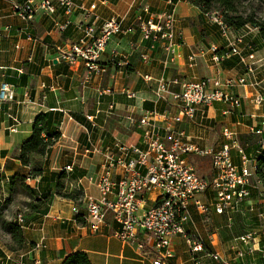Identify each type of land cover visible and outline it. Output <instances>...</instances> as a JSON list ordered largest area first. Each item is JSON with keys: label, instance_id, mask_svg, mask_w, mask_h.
Masks as SVG:
<instances>
[{"label": "crops", "instance_id": "1", "mask_svg": "<svg viewBox=\"0 0 264 264\" xmlns=\"http://www.w3.org/2000/svg\"><path fill=\"white\" fill-rule=\"evenodd\" d=\"M77 1L86 7L94 5L92 13L97 23L104 18L120 16L124 27L134 23L141 5H149L154 12L169 6L168 0ZM174 1L177 32L183 42L177 48L178 56L173 62L167 61L160 49H148L138 30H134L111 36L101 55L106 72L86 79L83 62L70 63L65 57L70 45L78 39L76 27L85 22L79 9L68 14L60 8L52 14L37 11L27 21L13 10V3L17 0H0V83L12 84L14 89L12 100L0 101V150L5 151L0 155V206L10 198L5 204L6 217L10 219L15 211H22L26 220L21 228L23 244L20 249L11 251L5 244L0 245L1 264H16L18 261L21 264H61L62 253L76 251L88 254L91 264H153L157 257L154 251L142 253L113 235L117 224L111 217L97 232L89 228L84 218L87 197L98 194L89 179L99 173L104 151L109 149L116 153V143L139 144V132L130 119L140 117L146 110L162 111L170 105L163 101L154 102V81L146 82L143 75L166 80L206 76L223 80L244 76L246 84L230 89L242 100L241 114L223 115V104L215 103L205 109L206 119L200 120L198 116L193 122L185 119L177 124V128L184 131L190 142L217 148L223 142L222 127L227 126L237 136L247 139L242 145L248 153L257 148V136L250 133V127L257 124L264 113V107L254 103L257 94L264 95V40L257 32L256 48L245 40L241 43L243 55L253 53L251 60L255 63L251 73L236 56L214 64L209 53H205L198 55L193 66H189L187 56L191 51L207 49L211 44L223 47L221 35L216 25L205 21L198 7L187 0ZM65 21L68 26L62 29L60 25ZM114 51L120 56L112 57ZM144 54L148 55L147 59L143 58ZM122 88L133 90L136 98L125 97ZM170 110L174 111L173 107ZM39 113L47 114L50 126L58 128L60 136L44 155H33L28 165H22L16 156V148L30 137L33 120ZM9 114L18 119L15 131L9 129L14 123ZM233 153L234 161H237L236 153ZM193 157L200 158V161L208 159L207 174L198 172ZM188 159L199 174L206 178L212 176L208 157L189 154ZM68 165L71 169L64 170ZM36 167L41 169V176L31 177L25 183L32 191L39 188L48 193L49 200L45 205L29 209L25 206L30 200L27 191L19 188L10 191L6 182L15 174L26 176ZM60 172L66 175L61 179L62 190L75 194L76 199L56 194L54 182ZM212 196L209 190L198 195L203 202H209ZM44 206L46 211L42 212ZM232 213L240 214L235 225L241 224L246 231L244 234L251 233L250 238H239L244 235L242 233L223 241L219 230L224 223L223 216L212 209L202 214L190 205L189 218L183 225L185 234L171 237L169 249L172 256L164 258V262L193 264L194 257H198L202 264H216L210 253L217 251L231 264H262L260 248L264 246V216L259 218L258 214L264 213V199L252 194L249 201H242ZM230 214L225 213L227 221H230ZM210 235L215 236L212 245ZM190 236L204 242L201 251H190L187 242ZM37 243L42 246L35 247ZM237 252L242 255L239 257Z\"/></svg>", "mask_w": 264, "mask_h": 264}, {"label": "built area", "instance_id": "2", "mask_svg": "<svg viewBox=\"0 0 264 264\" xmlns=\"http://www.w3.org/2000/svg\"><path fill=\"white\" fill-rule=\"evenodd\" d=\"M168 4V8L155 12L147 4L141 5L134 23L126 27L120 16L104 18L97 23L92 13L94 5L86 7L77 0H23L14 2L13 10L22 19L29 21L37 11L52 14L60 8L68 14L73 9H79L85 22L76 27L78 39L70 45L65 57L70 63L81 60L87 71L85 78L91 79L107 70L101 64V55L111 36L134 30H138L148 49H160L167 61L173 62L183 39L177 32L175 1L168 0ZM202 15L207 23L216 25L225 44L223 47L211 44L207 49L191 51L187 56L188 65L193 66L196 57L205 53H209L214 64L236 56L247 72L251 73L255 63L251 60L253 53H241V37L230 35L231 30L219 12L209 11ZM66 26L68 21L60 25L62 29ZM118 56L120 54L117 52L112 53V57ZM147 56L144 54L143 58L147 59ZM143 80L154 81V102L163 101L170 105L162 111L155 108L146 110L140 117L130 119V123L139 132V144L116 143V153L109 149L104 151L99 173L89 179L98 194L87 197L84 218L89 228L97 232L111 217L117 224L113 232L115 237L133 245L142 253L154 251L157 257L153 259V264H167L163 259L172 256L170 239L185 234L183 225L189 218L190 205H194L202 214L210 209L218 214H230L237 211L242 201H249L252 194L258 199H264V185L255 175V157L259 149L264 148V113L260 121L250 127V133L257 136L258 146L253 152L248 153L237 133L227 126L222 127L223 142L219 147H203L190 142L184 131L177 128V124L185 119L193 122L197 116L200 120L206 119L205 109L215 103L223 104V115L241 114L242 100L230 89L246 84V78L227 77L221 80L217 76H206L166 80L164 77L152 79L148 74L143 75ZM121 93L127 98H136V93L128 88H122ZM13 97L12 84L1 82L0 101H9ZM254 103L264 107V95L257 94ZM8 117L14 122L9 129L15 131L18 119L10 114ZM87 118L91 119V116ZM233 152L236 153L237 161H234ZM189 154L209 158L212 170L210 178L197 172L188 159ZM70 169L71 165L64 167L66 171ZM27 180L30 178L27 177ZM208 190L213 196L209 202H203L198 195ZM262 216L264 213L258 214L259 218ZM10 219L24 226L22 211H15ZM250 237L251 233H247L239 238ZM214 241L215 236L210 235L209 243L212 245ZM187 242L192 253L204 247L200 238L190 236ZM41 246V243L35 244L37 248ZM260 254L264 260V246H261ZM210 255L216 264H231L217 251ZM237 255L240 257L242 252H237ZM194 258L193 264H202L200 258ZM16 264L21 263L18 261Z\"/></svg>", "mask_w": 264, "mask_h": 264}, {"label": "trees", "instance_id": "3", "mask_svg": "<svg viewBox=\"0 0 264 264\" xmlns=\"http://www.w3.org/2000/svg\"><path fill=\"white\" fill-rule=\"evenodd\" d=\"M23 0H17V2H21ZM190 4L199 8L200 13L203 14L209 11H217L221 14L222 20L228 26L234 29H240L248 23H252V26L258 28L259 37L264 40V22L257 23L253 21V17H242V16H228L227 13H221L219 10L215 8L224 7L227 11L235 10L233 5V0H187ZM252 52V51H250ZM46 113H39L33 120L31 135L24 142L20 143L16 148V156L19 160H21V164L28 165L30 162V157L33 155H44L49 147L58 139L60 136V132L58 128H53L50 126V122L47 118ZM243 138V137H242ZM5 151L0 150V155H4ZM256 166H255V175L260 180L261 184L264 185V148H260L259 152L255 157ZM35 176H41V169L39 167L34 168L30 171L26 176L15 174L11 178H8L6 184H9L10 191L13 189L19 188L21 190L27 191L30 195V200L25 204L26 208L34 209L42 204H46L49 200V194L45 191H42L38 188L37 191L31 190V188L26 185V178H31ZM64 172H60L57 174V179L54 182V188L56 190V194L76 199V195L68 192H64L62 190L63 184L61 179L66 178ZM0 175V182H1ZM10 181V182H9ZM1 187V183H0ZM13 188V189H12ZM10 201V198L6 199V201L0 206V230L9 236L8 241L5 243V247L11 251L18 250L22 247L23 244V236H22V226L16 222H13L11 219H8L5 215V204ZM42 212L46 211V206L41 209ZM224 223L222 225L220 236L221 239L228 240L233 236L244 234L246 231L244 230L241 224L235 225V222L238 220L240 214L232 213L230 214V221H227V216L225 213H222ZM26 220L24 219V224ZM62 253V252H61ZM63 256L61 264H91L88 254L84 251H76L72 253H68Z\"/></svg>", "mask_w": 264, "mask_h": 264}, {"label": "rangeland", "instance_id": "4", "mask_svg": "<svg viewBox=\"0 0 264 264\" xmlns=\"http://www.w3.org/2000/svg\"><path fill=\"white\" fill-rule=\"evenodd\" d=\"M233 1H234L233 5H234L235 10L227 11L226 8L224 7L215 8V9L219 10L222 14L224 12L227 13L228 16L237 15V16H242L243 18L251 16L253 17L252 18L253 21H256L257 23L264 22V0H233ZM229 28L231 30L230 35L234 37H241V42L239 44V47L240 46L243 47L242 46L243 44L241 45V43H244L246 41L247 44L251 45V47L256 48L257 41L255 39L257 38L256 35H258L256 34L258 32V28L255 26H252V23H248L240 29H234L230 26ZM220 39H221V44L224 45L225 42L221 36H220ZM242 39H243V42H242ZM221 124L222 123H220V125L217 126L218 131L220 130ZM237 137L239 141L241 142V144L247 141V139L242 138L240 135H238ZM193 160L197 167L198 172L207 174L208 159L206 158L200 161V158L193 157ZM207 177H209V175H207ZM221 228L219 229L220 231H221ZM7 240L8 239H7L6 234L0 230V245H4L7 242Z\"/></svg>", "mask_w": 264, "mask_h": 264}]
</instances>
